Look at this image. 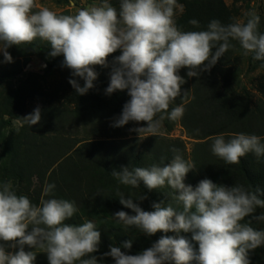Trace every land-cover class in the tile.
Instances as JSON below:
<instances>
[{"label":"clouds","instance_id":"1","mask_svg":"<svg viewBox=\"0 0 264 264\" xmlns=\"http://www.w3.org/2000/svg\"><path fill=\"white\" fill-rule=\"evenodd\" d=\"M178 11H184L178 0H120L119 8L110 0H100L74 14H58L37 0H0V52L3 62L11 63L9 47L37 39L48 42L49 56L62 55V66L84 81L81 86L77 79H69L77 95L95 87V66L111 67L106 94L127 90L130 97L112 126L144 121L147 127L133 130L157 136L165 119L183 117L182 104L170 109L177 97L187 94L182 91L186 81L179 74L181 69L188 70L189 78L210 71L235 47L232 41L240 45L243 55L264 61V33L259 31L256 12H247L246 20L224 24L212 19L204 30L184 31L176 22ZM189 24L200 27L196 19ZM118 50L120 54L109 65L108 57ZM21 121L30 127L38 124L41 109L36 107ZM210 139L212 154L226 164L238 165L248 154L264 158V138L259 135L233 133L226 139L220 133ZM170 151L174 155L163 165L124 167L111 174L131 188L141 183L150 191L167 186L180 210L161 201L153 202L152 211H145L131 195L125 199L117 190L120 203L134 215L117 211L112 218L147 236L174 235H162L137 254L110 246L97 256L101 233L96 223H66L79 211L76 202L44 198L53 193L55 184L45 185L37 205L18 194L11 180L0 181V264H34L37 250L47 254L49 264H103L106 257L114 264H250L249 253L264 246V230L252 227L254 220L264 222V212L255 214L258 208L264 209V192L240 184L227 187L207 178L194 188L184 180L195 164L185 160L179 149ZM182 233H191V239ZM25 246L32 250L26 251ZM122 248L130 250L132 241L124 242Z\"/></svg>","mask_w":264,"mask_h":264},{"label":"trees","instance_id":"2","mask_svg":"<svg viewBox=\"0 0 264 264\" xmlns=\"http://www.w3.org/2000/svg\"><path fill=\"white\" fill-rule=\"evenodd\" d=\"M181 1L185 13L176 22L184 31L204 30L212 19H218L224 24L234 20L223 0ZM192 19L199 21V28L189 24ZM232 43L235 47L230 48L210 71L202 72L199 77L189 78L186 68L180 70L179 74L186 81L182 91H187V94L177 97L170 109L182 104L185 109L183 117L176 121L165 119L157 136L148 133L140 135L133 130L147 127L144 121H130L123 127L112 126L130 97L127 90L106 94L111 67L95 66L98 73L95 87L84 95H77L69 79H77L81 86L84 81L72 77L71 70L62 66V55L49 56L48 42L37 39L32 44L9 47V52H16L20 58H24L25 66L35 56L44 62L49 61L51 69L62 77L64 91L71 93L69 103L74 106V110L67 113L41 109V121L38 124L32 127L23 124L18 132L6 139L1 133V127L7 122L2 121L0 141H4L5 155L4 161H0V181H17V193L27 195L37 205L43 197L45 185L55 184L53 193L44 198L55 197L76 202L79 211L66 223L82 224L86 220L96 223L101 233L97 256L109 251L110 246H118L129 254H137L151 247L162 235H174L157 232L147 236L135 227L125 228L112 218L117 211L134 215L131 209L120 203L117 190L125 199L131 195L133 202L145 211H152L153 202L161 201L165 206L171 203L180 210L171 198L173 190L167 186L150 191L141 183L138 188H131L121 185L111 174L113 170L121 171L124 167L131 170L168 163L174 155L170 151L172 147L179 149L185 160L195 164L196 168L187 174L185 184L195 188L199 181L207 178L227 187L240 184L247 189L259 188L264 192V158L257 160L254 155L248 154L241 158L238 165H229L211 152L210 137L220 133H224L226 139L233 133L256 134L264 138V61L254 60L250 54V72L262 71L256 86L260 97L255 100L241 84V70L237 64L242 59L243 50L236 41ZM114 57L113 54L108 57L109 65ZM20 72L21 69H18L14 73L0 76V81L9 82L6 107L11 110L8 112L11 119L24 112L20 91L22 87L14 84ZM178 124L184 128L187 139L194 141L190 154L184 140L170 137ZM75 128L76 132L72 134ZM78 128H83L85 133L91 129L93 136L81 137ZM143 135L148 136L143 138ZM95 136L104 140H97ZM34 174L40 175V187L33 183ZM24 182L27 183L25 187ZM142 195L147 198L143 201L136 199ZM262 212L264 209L258 208L255 214L260 215ZM252 227L264 230V222L254 220ZM182 235L191 239V233ZM128 240L132 241V248L125 250L122 245ZM194 245L198 249V244L194 242ZM25 250L32 249L25 246ZM253 253H249V258ZM260 263L264 264V259ZM34 264H49L47 254L37 250ZM103 264L114 263L106 257Z\"/></svg>","mask_w":264,"mask_h":264},{"label":"rangeland","instance_id":"3","mask_svg":"<svg viewBox=\"0 0 264 264\" xmlns=\"http://www.w3.org/2000/svg\"><path fill=\"white\" fill-rule=\"evenodd\" d=\"M227 8L232 13L234 19L246 20L245 14L249 11H254L260 16L259 31L264 33V0H223ZM38 4L48 7L50 10L57 12L58 14H74L78 8L87 7L92 4H98L100 0H37ZM110 2L117 8H119L120 0H110ZM178 3L183 4L181 0ZM75 5V7H73ZM184 11L177 12L176 21L182 17ZM8 51V49H7ZM9 52V51H8ZM13 57V62L4 63V57L0 52V76L4 73H14L16 70L21 69L20 74L14 79L16 87H22L21 97L24 103V112L15 119H11L9 113L11 110L6 106V98L9 94V82L6 80L0 81V127L1 122L5 121L7 124L2 125L1 133L4 139L8 138L14 132H18L23 124L21 118L31 114L36 107L40 109H48L52 111H60L70 113L74 110V106L69 103L68 91H64L62 87V77L58 72H54L49 64V61L44 62L40 57L35 56L30 59L27 66L23 64L24 58H20L18 53L9 52ZM119 50L113 53L114 56L119 55ZM250 55L245 56L242 54V59L238 62V67L241 70V84L248 90L254 99H258L260 95L256 90L257 78L262 76L261 70L250 72L252 66ZM254 64V63H253ZM27 90V91H25ZM80 136L86 138L93 136L91 129L85 133L83 128H78ZM75 130H72V134H75ZM147 135H143V138ZM171 138H179L184 140L187 144V152L190 154L193 148L194 141L189 140L186 137L184 128L178 124L175 130L170 135ZM97 140H104L98 136H95ZM4 141H0V161H4ZM33 183L37 186H41V180L39 174L32 175ZM14 188H17L18 182L12 181ZM27 183H23L24 187ZM105 251V250H104ZM111 262L114 263L111 257ZM264 259V246H261L254 250L252 257L249 258L250 264H261V260Z\"/></svg>","mask_w":264,"mask_h":264}]
</instances>
